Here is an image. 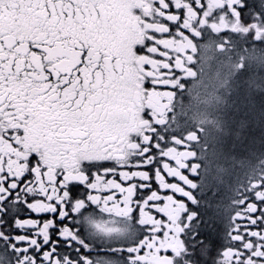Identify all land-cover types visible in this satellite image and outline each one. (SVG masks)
<instances>
[{
  "label": "snow or ice",
  "instance_id": "1",
  "mask_svg": "<svg viewBox=\"0 0 264 264\" xmlns=\"http://www.w3.org/2000/svg\"><path fill=\"white\" fill-rule=\"evenodd\" d=\"M0 264H264V0H0Z\"/></svg>",
  "mask_w": 264,
  "mask_h": 264
}]
</instances>
